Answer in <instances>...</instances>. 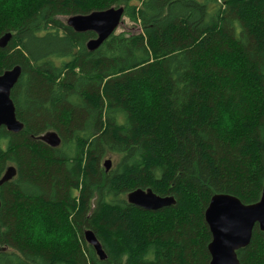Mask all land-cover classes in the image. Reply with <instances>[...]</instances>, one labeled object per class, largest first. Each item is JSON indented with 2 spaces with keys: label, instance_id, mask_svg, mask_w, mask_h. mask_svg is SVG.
Instances as JSON below:
<instances>
[{
  "label": "trees",
  "instance_id": "1",
  "mask_svg": "<svg viewBox=\"0 0 264 264\" xmlns=\"http://www.w3.org/2000/svg\"><path fill=\"white\" fill-rule=\"evenodd\" d=\"M119 7L132 27L95 51V33L67 25ZM7 34L0 75L21 67L11 98L24 129H0V179L16 170L0 188V264H210L212 197H262L264 0H0ZM221 110L237 117L230 131ZM50 131L57 148L38 139ZM136 189L176 204L137 208ZM36 211L68 239L34 243ZM237 256L264 264L259 226Z\"/></svg>",
  "mask_w": 264,
  "mask_h": 264
},
{
  "label": "water",
  "instance_id": "2",
  "mask_svg": "<svg viewBox=\"0 0 264 264\" xmlns=\"http://www.w3.org/2000/svg\"><path fill=\"white\" fill-rule=\"evenodd\" d=\"M124 13V7H119L92 12L88 15L71 16L67 20V25L78 33H95L96 38L87 44L89 51H95L117 32L123 23ZM11 38V34L4 36L0 41L1 46H6ZM21 71V67L16 66L0 75V129L6 128L12 133H19L24 129L23 123L17 118L11 98ZM38 139L52 148H57L61 144L59 135L52 131ZM104 167L106 171H109L112 167L111 160H106ZM15 174L16 170L13 167L8 168L0 179V188L12 180ZM127 201L130 205L146 211H158L176 204L174 197L158 196L150 189H136L130 192ZM205 219L212 236L208 246L211 256L210 264H240L237 252L250 245L255 227L259 226L260 230L264 231V187L260 201L252 205H245L238 198L228 194L213 196L205 211ZM84 236L99 258L106 260L107 255L95 233L87 230Z\"/></svg>",
  "mask_w": 264,
  "mask_h": 264
},
{
  "label": "clouds",
  "instance_id": "3",
  "mask_svg": "<svg viewBox=\"0 0 264 264\" xmlns=\"http://www.w3.org/2000/svg\"><path fill=\"white\" fill-rule=\"evenodd\" d=\"M152 93L145 89L144 90V101L146 104L151 103ZM237 119L234 113H230L225 110H221L218 115V127L221 132L230 131L233 127L235 120ZM34 220L31 224V233L34 243H44V244H56L62 243L67 240V235L63 230L51 231L47 229V225L44 222L43 215L39 212H33Z\"/></svg>",
  "mask_w": 264,
  "mask_h": 264
},
{
  "label": "rangeland",
  "instance_id": "4",
  "mask_svg": "<svg viewBox=\"0 0 264 264\" xmlns=\"http://www.w3.org/2000/svg\"><path fill=\"white\" fill-rule=\"evenodd\" d=\"M66 20H68V18H67ZM131 27H132V24H130L128 21L125 20L124 23H122V24L120 25V27L118 28L117 32L120 33V32H122V31L129 30ZM110 160H111L112 163H113L114 158H110ZM112 165H113V164H112Z\"/></svg>",
  "mask_w": 264,
  "mask_h": 264
}]
</instances>
